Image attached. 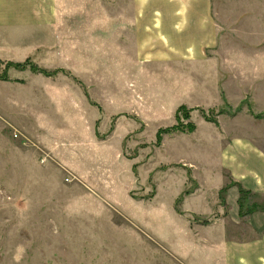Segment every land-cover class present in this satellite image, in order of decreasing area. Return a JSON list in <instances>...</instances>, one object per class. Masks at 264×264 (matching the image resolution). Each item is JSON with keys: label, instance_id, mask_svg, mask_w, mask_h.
Masks as SVG:
<instances>
[{"label": "rangeland", "instance_id": "1", "mask_svg": "<svg viewBox=\"0 0 264 264\" xmlns=\"http://www.w3.org/2000/svg\"><path fill=\"white\" fill-rule=\"evenodd\" d=\"M211 8L201 68L43 69L36 30L0 46V264H201V163L264 119V0Z\"/></svg>", "mask_w": 264, "mask_h": 264}, {"label": "crops", "instance_id": "2", "mask_svg": "<svg viewBox=\"0 0 264 264\" xmlns=\"http://www.w3.org/2000/svg\"><path fill=\"white\" fill-rule=\"evenodd\" d=\"M211 11V0H0V46L4 53H28L36 30L43 69L110 62L123 69L201 68L222 29ZM183 83L191 85L189 78ZM197 91L201 95V82ZM235 125L231 135L216 136L219 159L201 163V193L185 203L199 198L193 211L206 221L201 264H264V119L246 126L245 134ZM226 186L221 200L218 192Z\"/></svg>", "mask_w": 264, "mask_h": 264}, {"label": "trees", "instance_id": "3", "mask_svg": "<svg viewBox=\"0 0 264 264\" xmlns=\"http://www.w3.org/2000/svg\"><path fill=\"white\" fill-rule=\"evenodd\" d=\"M29 61L28 60H26L25 61V63H28ZM10 64V63H9ZM14 66H15V68H18V69H23L24 67L21 65V64H14ZM209 121H212L213 122V120H210V119H208ZM228 188V186H226L225 188H223L222 190H221V192H224V191H226V189ZM187 193V192H186ZM188 193H190L189 191H188ZM187 193V194H188ZM240 194H245V192H244V190L243 189H240ZM182 199V196H181V198H180V200ZM242 205V204H241ZM259 206H254V209H256V208H258Z\"/></svg>", "mask_w": 264, "mask_h": 264}]
</instances>
